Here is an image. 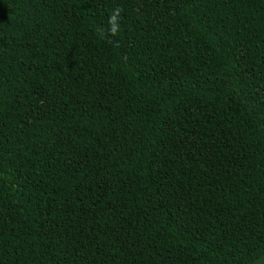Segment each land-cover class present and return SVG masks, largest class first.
I'll return each instance as SVG.
<instances>
[{"label":"trees","instance_id":"16d2710c","mask_svg":"<svg viewBox=\"0 0 264 264\" xmlns=\"http://www.w3.org/2000/svg\"><path fill=\"white\" fill-rule=\"evenodd\" d=\"M263 255L264 0H0V264Z\"/></svg>","mask_w":264,"mask_h":264},{"label":"clouds","instance_id":"9594fccd","mask_svg":"<svg viewBox=\"0 0 264 264\" xmlns=\"http://www.w3.org/2000/svg\"><path fill=\"white\" fill-rule=\"evenodd\" d=\"M121 15H122V10L120 8L114 9L108 19V29H107V34L115 37L118 36L121 30ZM105 35V30H101V36Z\"/></svg>","mask_w":264,"mask_h":264},{"label":"rangeland","instance_id":"374dc122","mask_svg":"<svg viewBox=\"0 0 264 264\" xmlns=\"http://www.w3.org/2000/svg\"><path fill=\"white\" fill-rule=\"evenodd\" d=\"M251 264H264V255L253 261Z\"/></svg>","mask_w":264,"mask_h":264}]
</instances>
